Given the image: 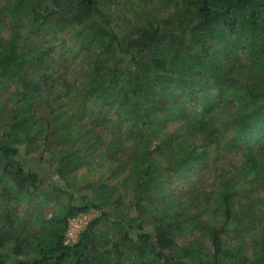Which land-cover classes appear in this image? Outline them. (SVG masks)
I'll return each instance as SVG.
<instances>
[{"label":"trees","instance_id":"1","mask_svg":"<svg viewBox=\"0 0 264 264\" xmlns=\"http://www.w3.org/2000/svg\"><path fill=\"white\" fill-rule=\"evenodd\" d=\"M163 4L166 16L139 20L123 37L101 0H8L0 9V182H11L17 203L0 230V264H264V235L256 241L255 258L243 244L224 239L228 235L239 241L253 234L258 214L251 194L264 188V0ZM68 31L78 37L75 41L88 64L85 80L65 95L77 89L85 103L102 104V118L113 121L107 134L98 129L82 148L93 142V154L124 164L121 153L129 140L124 157L133 169L140 214L155 218L151 231L133 218L106 210L104 204L121 198L109 197L112 192L109 198L98 194L62 205L45 238L14 228L22 201L33 195L45 198L50 192L44 182L74 195L55 182L57 178L49 179L42 165L44 144L51 143L55 157L59 144L73 137L74 115L64 117L58 107L46 115L36 108L55 79L52 43ZM246 67L242 72L247 71L248 78L242 81L236 74ZM234 87L241 92L223 102ZM224 107L231 108L229 116ZM82 116L76 117L78 122ZM75 138L80 140L78 132ZM251 140L261 142L254 146ZM29 145L39 147V155H27ZM221 147H242L243 158L240 165L216 176V192L205 196V203L213 200L218 207L204 222L198 220L204 211L200 208L178 216L160 191L162 174L205 172L212 148ZM58 156L55 171L61 178L84 164L79 149ZM155 199L163 205H154ZM92 206L101 214L76 242L66 243L68 218ZM188 221L210 238L212 252L204 250L196 236L177 242V235L189 230ZM29 244L34 255L29 254Z\"/></svg>","mask_w":264,"mask_h":264},{"label":"rangeland","instance_id":"2","mask_svg":"<svg viewBox=\"0 0 264 264\" xmlns=\"http://www.w3.org/2000/svg\"><path fill=\"white\" fill-rule=\"evenodd\" d=\"M164 0H154L149 3H140L137 0L132 2L127 0H101V4L105 11L110 16L115 29L121 37L127 35L135 27L139 20L150 19L156 15L166 16L168 10L164 9ZM8 0H0V9ZM56 34H52L49 38L52 40ZM56 42L52 43L51 54L53 57L51 72L55 70V79L52 81L41 96L40 106L36 107L48 115L53 108L58 107V110L64 112V117H68L69 113L74 115L73 119L76 123L73 124V137L64 142L60 143L56 149L55 157L51 146L44 144V156L45 163L42 165L47 177L51 180H55L64 189L69 190L74 195L61 193L59 189H53L51 181H46L43 187L48 189L50 192L46 194L45 198L39 195H33L34 198H27L22 201L19 207L20 214L13 219L14 228L19 232L29 231L30 236L37 238H45L47 231L51 227L53 222L54 213L64 204L72 201L73 203H81L83 197L88 196L95 197V195L101 194L103 197L114 198L121 197L120 200L113 199L110 204H104L106 210L118 214L125 219L133 218L134 223L141 222L147 230H152L155 223V218L151 213H141V209L137 204V197L135 194L134 186L135 182L132 179L131 174L133 169L127 162V158L124 157V153L127 152V142L125 144V150L121 153V159L124 164H120L119 161H111L100 154H93V142L89 147L82 148V142L86 141L87 138L93 136V132L100 129L107 134L108 129L113 124V121L109 119H103L102 113L104 108L102 104L85 103L83 98H80L77 94V89L72 91L71 94L65 95L66 91L82 83L83 72L88 64V58L86 53L82 51L79 43L76 42L77 36L72 31L65 32L64 34L58 35ZM50 43V41L48 40ZM51 45V44H50ZM224 51V49H223ZM241 73H237L240 80H246L248 68H238ZM85 80V77H84ZM200 86L199 83L195 82V87ZM230 90L227 94L226 99L223 102L230 101L239 92L240 89L235 88ZM63 95L62 101H58V96ZM212 95H217V90H212ZM94 108V110H93ZM225 114L229 116L231 108L224 107ZM109 114V112H108ZM114 114L110 111V115ZM51 115V114H50ZM83 115L80 122L77 121V116ZM82 124V125H81ZM77 132L79 133L80 140L75 138ZM253 134L250 136L252 137ZM261 141L251 140L249 143L254 146H258ZM248 143L244 139L242 146L247 147ZM22 147L26 149L27 143L23 142ZM154 147V145H152ZM30 154L37 156L41 149L35 145L28 146ZM79 149L81 153H84V164L77 170L69 173L67 178H61L56 173V158H58L61 152L68 150ZM212 148V154L209 158V166L205 172L192 170L189 173H163V182L160 184V191L165 195V199L172 201L171 210L178 216L184 217L186 214L195 212L196 209L203 212L199 213L198 220L204 222L205 219L211 215V212L218 207L216 201L211 200L209 203H205V196L208 193H215L217 185L216 176L222 174L223 170H230L235 168V165H240L243 158V148L240 150L233 148L221 147V150ZM55 159V161H54ZM35 161L36 159L33 158ZM52 165V166H51ZM226 173V172H225ZM57 176V177H55ZM216 178V179H215ZM109 197L106 196L111 193ZM15 190L11 186L9 180L0 182V230L7 225L8 210L15 206L16 200L14 199ZM254 197V209L257 210L258 219L257 227L253 234L242 237L239 241L231 239V236L224 235L226 242H232L233 244H243L248 253L255 258L258 255L259 246L257 240L261 239L264 235V200L258 201V198H264V188L259 187L257 191L251 194ZM251 197V198H252ZM251 198H246V201H250ZM154 205H163V200L155 199ZM219 209L221 210L220 206ZM101 214V209L97 207H90L89 209L79 211L74 215L70 216L67 220V225L64 231L65 242L74 243L78 240L81 232L86 228L88 223L94 218ZM11 220V219H9ZM249 220V219H248ZM192 221H188V231L183 234H178L176 237L177 242L184 244L190 238L195 236L200 238L201 245L204 250L212 252L211 240L206 236L200 228L193 226ZM201 224L197 222V225ZM139 227V226H137ZM194 229L193 234L188 233ZM29 254L36 253L35 248L29 244L27 247ZM28 253V252H27ZM27 254V255H29ZM26 253L21 257H25Z\"/></svg>","mask_w":264,"mask_h":264}]
</instances>
